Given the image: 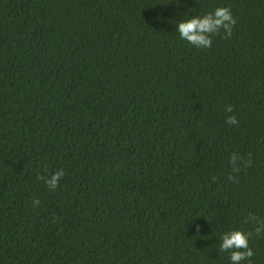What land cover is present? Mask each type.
Returning a JSON list of instances; mask_svg holds the SVG:
<instances>
[{
    "label": "trees",
    "instance_id": "obj_1",
    "mask_svg": "<svg viewBox=\"0 0 264 264\" xmlns=\"http://www.w3.org/2000/svg\"><path fill=\"white\" fill-rule=\"evenodd\" d=\"M221 6L231 38H180ZM233 153L252 166L233 173ZM58 170L56 191L37 180ZM249 213L264 219V0H0V264H231L220 240L254 231ZM249 244L264 264V234Z\"/></svg>",
    "mask_w": 264,
    "mask_h": 264
},
{
    "label": "clouds",
    "instance_id": "obj_2",
    "mask_svg": "<svg viewBox=\"0 0 264 264\" xmlns=\"http://www.w3.org/2000/svg\"><path fill=\"white\" fill-rule=\"evenodd\" d=\"M238 21L234 17L230 7H217L214 12H210L203 16L191 17L186 21L179 22L176 25L177 32L182 40L187 41L193 47L199 49H210L213 44L212 37L219 36L223 33L224 39L232 37L234 28ZM226 112L234 111L231 105L226 107ZM228 125H238L239 121L235 115H230L226 119ZM230 162L232 164V172L238 174L241 167H251V154H248V159L245 160L237 153H233ZM63 170L56 171L50 177L37 175V180L43 181L49 191H56L60 186V181L64 177ZM229 179L234 182H239L235 175H229ZM215 182L216 178H212ZM33 207L40 206L39 198L32 201ZM245 224L253 226L254 231L245 232L243 230H234L225 233L221 238L219 245L220 252L230 253L231 264H251L254 256V251L250 247L249 241L253 235L264 234V219H260L255 214L249 213L244 219ZM197 232L200 231L199 225L196 226Z\"/></svg>",
    "mask_w": 264,
    "mask_h": 264
}]
</instances>
